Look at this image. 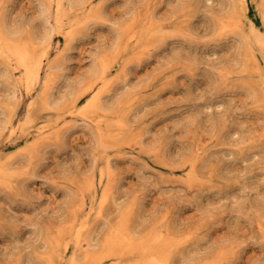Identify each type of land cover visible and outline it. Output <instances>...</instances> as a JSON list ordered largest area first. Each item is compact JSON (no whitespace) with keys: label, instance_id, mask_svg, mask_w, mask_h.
Listing matches in <instances>:
<instances>
[{"label":"rangeland","instance_id":"rangeland-1","mask_svg":"<svg viewBox=\"0 0 264 264\" xmlns=\"http://www.w3.org/2000/svg\"><path fill=\"white\" fill-rule=\"evenodd\" d=\"M90 1L81 10L65 11L63 29L53 32L45 49L49 53L46 63L57 62L64 51L66 24L100 6L99 0ZM260 1L247 0L246 12L239 8L237 17L245 31L249 29L245 16L263 28L256 7ZM55 2L48 19L54 26ZM41 3L0 0V16L5 9L12 37L18 30L22 39L29 31L44 32L47 24ZM228 3L231 0L108 1L105 21L77 40L62 74L53 75L61 77L52 96L54 100L68 99L71 107L72 99L80 94L73 107L79 112L94 89H105L104 96L110 93L107 100L111 104L117 95L120 98L126 90H133L129 105L134 111L124 106L101 118L102 133L112 136L119 131L115 126L119 116H129L125 140L108 151L101 150L99 130L93 122H79L78 129L66 138L52 134L50 139L37 140L39 127L48 126L49 133H54L58 123L68 121L67 109L49 114L40 111L42 81L28 87L23 69L9 54L0 56V122L14 114L12 122L0 129V169L4 171L0 177V264H44L51 258L53 264H69L74 253L79 254V264H142L130 252L114 256L116 259L83 262L86 245L77 251L71 234L64 236L60 246L55 244L77 223L84 232L94 228V244L113 231L109 225L122 221L121 212H126L125 225L135 243L154 232L177 243L169 253L171 264H187L192 257H204L200 264H264V101H255L247 89L253 82L264 91V77L260 76L264 60L257 50L258 66L251 64L243 70L237 39L215 32L218 17L228 22L225 17L233 10ZM181 6L188 17L180 16ZM151 13L154 22H148ZM187 20L191 45L186 42L188 36H175L164 47L149 54L144 51L154 36L148 31L140 34L142 25L170 29L174 23L183 27ZM128 25L137 38L116 48V32ZM77 27L81 30L82 25ZM102 59L110 64L105 84L85 86L88 70ZM124 66L128 67L126 81L117 85ZM221 74L225 77L220 78ZM9 83L17 85L16 99L6 108L7 95L13 94ZM142 117L144 123H140ZM198 144L207 150L211 166L206 169L200 160L205 153L199 156L195 168L200 175L189 182L192 153ZM102 155L112 160V195L105 203L103 218L95 214L105 186L99 185L100 168L93 170ZM32 172L33 180L24 186ZM233 192L235 197L229 196ZM198 239V246L193 245Z\"/></svg>","mask_w":264,"mask_h":264},{"label":"bare ground","instance_id":"bare-ground-1","mask_svg":"<svg viewBox=\"0 0 264 264\" xmlns=\"http://www.w3.org/2000/svg\"><path fill=\"white\" fill-rule=\"evenodd\" d=\"M89 1L90 0H56V2H55L56 26H54V25H50L49 21H48V19L50 17L51 9L53 7L54 0H42V3H41L42 12H41V14L44 15V21L47 24V25L46 24L43 25V26L46 25L45 27H43L44 30L42 29V31H44V32L41 35H37L34 31H29L27 33L28 35L25 39L21 38L22 36L19 33V30L15 31V33H14L15 37H12L10 35V33L7 30V21H6L7 20V13L4 9V11L2 12V14L0 16V37H1L0 38V56H2L4 54H9L11 59H13L16 62V64L23 69V74H24L23 80H24V83L28 87L29 86L33 87L35 84L37 85V83H40V81H42V87H41L40 93H39V97H40V101H41L40 111H42L46 114H49V113H51L52 110L58 111V110H62L64 108L67 109L66 112L68 113V121H66L65 123H63L64 122L63 121L62 124L58 123L56 128H59V129L54 131V133H49V131H51V130L48 129V126H44L41 128L37 127L38 128V130L36 132L37 138H38L37 140H39V138L50 139L52 134H55L57 136V138H60V139H62L63 137L66 138V136L70 135V133L75 132L76 129H78L77 127L80 125L81 122H83V123H92L93 122L96 124V126L99 130V139L100 140L99 139L98 140H99L100 146L102 148L101 150H107L111 147L114 148V146L119 145L120 143H122L125 140V138H126L125 133H127L126 127H127L128 121H129L128 120L129 116L128 115H127L128 117L123 116V115L119 116L120 118L115 123V126L119 131L117 134H114L112 136H106L102 133L101 129H102V125H103L102 123L103 122H102L101 118L104 116V113L105 114L108 112L118 113L120 110L124 109L125 107H127V109H129L131 106V104L129 105V102L132 100V98L135 95V92L133 90H129V89L126 90L125 93L122 95V97H120L121 99L118 98L119 96L117 95V98L120 100H117V98H115L116 102L114 103L112 101V104H111V102L109 101L110 103H108V100H107L109 98L108 96L110 95V93H109V95L104 96V94H105L104 92L106 91L105 89H101V87L99 89L100 91H98L97 89H94L95 91L93 92L92 96L87 99V101L83 105L82 111H79V112H74L73 107H74L75 103L78 101L80 94L77 95L74 99H72V102H71L72 106L71 107H69L70 104H67L68 99H64V97H62L59 99L56 98L54 100L52 98V96H53V90L59 81V77H61L59 75L58 78L57 77L54 78L53 75L57 74V73L62 74L61 72L63 71V68L65 66L66 58L68 57L69 53L72 51L77 40L85 37L87 35V32L89 31V29L92 26L101 25V23H103V21H105L104 10H105V6L107 5L109 0H99L100 6L94 12L86 13L83 16L76 17L75 21L68 22L64 28V37H65V49H64V51L60 54L59 60L58 61L56 60L57 62H55V60H54V62L51 64L46 63L47 62L46 60H49L48 59L49 53L45 49L51 44L53 32L60 30V28L63 29V27H62L63 25H61L63 22L61 21V19H62V16L66 15L65 11L73 10V12H76L78 10H81L85 7V5ZM257 3H258V6H256V7H257L258 14L260 16L259 18L262 22V27H263L262 29H259L255 25V23L252 20H250L247 16H245V17L249 21L248 31H245L243 29V27L241 26V21L237 16L239 15V8L242 12L247 11V8H248L247 7V4H248L247 0H231V4L228 3V5L232 6L233 10L227 15V17H225V19L228 21L227 23L224 22L222 20V18H220V17H218L214 21V24H215L214 28L216 27V31L214 29L213 30L219 36L225 35V36H230V38H232V40H235V39H233L234 37L237 39V43H236L237 45L235 47L238 50L240 56L242 57L240 60V64H241V67L243 68V70H245V71L248 70L247 68L251 64H253L254 66H258L259 58L257 57V55L255 53L257 50L260 51L262 59L264 60V0H261L260 2H257ZM179 12H180V16H187L188 17L187 12L183 6L180 7ZM38 13H40V12H38ZM40 15H39V17H40ZM148 17H149L148 22H152V21L154 22L155 16L152 13ZM40 19H42V18L40 17ZM188 20L183 21L185 23V25L183 27L179 26V23H177V24L174 23L171 25L170 29L160 27L159 25L154 26L153 24L142 25V27L139 28L140 29L139 31L141 32V33L139 32L140 34H142V32H144V31H148L149 33L153 34V36H154V39L152 40L151 44H147L144 47V51L148 52V54H149L152 49L156 50L158 48L164 47L166 42L175 36H185V37L188 36L189 38L186 39V42L189 45H191L192 40L190 39V35H189V31H190L189 26H191V23H189ZM42 22H43V20H42ZM39 25H40V23H39ZM41 25H40V27H42ZM78 25H82L81 30L77 27ZM16 29H18V27ZM135 33L136 32L134 29L131 28V25H128V28L121 27L116 32V35L114 38L115 39L114 42L116 43L115 47L120 48L124 43L126 44L128 41L136 39L137 36L135 35ZM231 35H232V37H231ZM235 42H236V40H235ZM149 46H151V48H149ZM127 52H125V53H127ZM9 56H7V57L9 58ZM102 60H105V59H102ZM102 60L99 61V63H97V64L95 63L96 65H92V67L88 70L86 77L84 79V82H83L85 86H90L93 84V82H96V83L100 82L101 85L105 84V82L107 80L106 76L108 74L110 64L107 63L106 60L103 62H102ZM139 61L141 62L144 60L142 58ZM136 63H138V61H136ZM134 65H137V64H134ZM45 66H46V69L44 71ZM127 66L122 67V71L124 73V76L121 78V80L116 82L117 85H119L120 83L122 84V83H124V81H126L125 80V77H126L125 73L128 71ZM131 67H132V65H131ZM131 67H129V68H131ZM231 73H234V72L231 71ZM260 76L264 77V74H261ZM222 77H225V75L221 74L220 78H222ZM262 83H264V81H262ZM10 85H12V84L9 83L8 86L10 87ZM12 86L13 87H10V88H11V90H12L11 92L13 94L11 95V97H10L11 93L9 95H7V100L5 101V102H7V103H5L6 108L9 107L8 103L13 104L14 100L16 99V89L15 88L17 85L14 84ZM116 88H118V87H116ZM247 89L250 92L251 96L255 99V101H264V91L262 89H259L258 85L256 83H253V82L248 83ZM112 93L115 95L114 92H112ZM105 97H106L107 102L103 100V98H105ZM134 109H136V108L131 107L129 109V111H134ZM30 114H31L30 112H28V114H27L28 123H30L32 120ZM64 115H65V113H64ZM13 116H14V114L7 115L6 120H3L0 122V129H2L4 125L11 123ZM51 117L52 116H50L49 118H51ZM54 117H53V119H54ZM140 120H141L140 123L145 122V119H143V117L140 118ZM142 136H143V134L140 133L139 137L142 138ZM37 142L38 141H36V143ZM130 143H132V142H130ZM100 152H99V154H100ZM204 153H205V155L200 157V160L202 163L205 164L206 169L210 168L211 161H210L209 156L207 155V150L204 149L203 147H201L199 144L196 145L194 150H193V153H192V162L190 164L191 165L190 166V172L187 176V180L189 182L197 180L198 176L200 175V174H197V172H196L197 168H195V166H196L195 161H197L199 156H201ZM111 161L112 160H110V158L106 157L105 155H102L100 157V161H97L96 164L94 165V168H93V170L94 169L96 170V168H100V170H99V185H101L102 187L105 186L102 189L100 195L98 196L99 197V206L96 209V214H95L97 217H102V218L104 217L103 214H104L105 203L108 201L109 197H111V195H112V192H111L112 186L109 184L110 178H111L110 177V173H111L110 163L112 164ZM197 163H199V162H197ZM36 173H37V171H36ZM3 174H4V171L0 169V177ZM34 176H35L34 172L30 173L23 185L25 186V184L30 183L31 180H33ZM94 182H95V180L90 183L91 187H94ZM105 183H106V185H104ZM98 190L99 189L96 188L95 194L99 193ZM210 191H211V189H210ZM233 195H234V192H233ZM229 196L235 197V195L232 196L231 194ZM121 214H122V221H120L116 225H109V227H108L109 231H111V230H113V231H111L107 235V237L105 236L106 238H104L102 240H98L94 244H92V239H91L93 236L94 228H91L90 230H86L84 232V229L82 230V227L79 228L78 226H76L78 223L76 225L71 226L68 231H65L64 233H62V236H60L56 240L55 244H57V246L59 244H62V241L64 240V236H66V235L71 234V238L74 235V238L76 240L75 247H76L77 251H78L77 248H83L84 247L83 243H85V245H86V247L84 248V249H86V251L83 254V256L81 257V259H83V262H88V261L89 262L90 261L91 262H97L98 260H100L103 257L104 258L105 257H113L114 258V256H117L119 254H123L124 252H126V253L130 252V253L137 254V257L141 261L142 264H153V263L154 264H171V260L169 259V253H170V250L172 248L174 249V247L177 245V243L173 239L168 238V237L166 238L164 235H161V232L151 233V235L148 236L143 241L135 243L134 239L130 233V230L125 225L126 212H121ZM178 235L184 236V234H180V233ZM199 242H200V239H198L193 245H195V244L197 245V243H199ZM66 247H67V244H65V248ZM194 248H195V246H194ZM81 252H82V250H81ZM183 253H184V250H183ZM188 254H189V252H188ZM76 255L74 253V256L69 261V264H79V259L77 258ZM184 256H186V255H184ZM191 257H192V255H191ZM184 258H187V257H184ZM114 259H116V258H114ZM180 259H182V258H180ZM202 260H204V257L203 258H201V257L193 258L192 257V259L188 260L187 264H200L202 262ZM44 264H53V259L51 258V259L47 260ZM61 264H62V262H61Z\"/></svg>","mask_w":264,"mask_h":264}]
</instances>
